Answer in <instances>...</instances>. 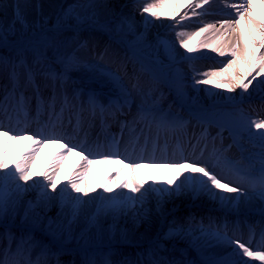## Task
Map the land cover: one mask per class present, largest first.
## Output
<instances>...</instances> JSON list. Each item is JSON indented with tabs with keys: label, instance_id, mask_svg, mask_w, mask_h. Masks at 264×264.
<instances>
[{
	"label": "snow or ice",
	"instance_id": "obj_1",
	"mask_svg": "<svg viewBox=\"0 0 264 264\" xmlns=\"http://www.w3.org/2000/svg\"><path fill=\"white\" fill-rule=\"evenodd\" d=\"M165 2L166 0H151V2L150 0H144L142 13L146 14L144 15L146 25L166 16L165 13L158 11L159 8L164 6ZM207 4H209V0H198L197 3L186 6L193 15H197L194 10L203 8ZM93 7L94 4L91 0L87 4L70 6L62 15L58 16V20L62 24L73 17L80 20L81 17L75 9ZM231 7L235 10L234 17L225 19L220 24V27L226 31L232 29L240 32L237 43L230 49V59L221 62L222 66L219 71L211 70L200 74L201 78L194 79L193 84H215L218 88L227 87L230 92L239 88L242 93H249V89L255 81L256 87L253 88V92L258 89L261 99H264V79L257 80L258 76H264V52H260L257 56L253 51L256 46L264 48V11L257 10L256 0H239V2L233 3ZM259 7L264 9V0H259ZM15 9L13 24L5 27L3 22H0V49L4 50L0 54V68L7 70V77L11 84V88L5 85L2 92H0V137H6L8 143L29 139L32 141V146L14 164H9L8 162L7 149H0V225L5 229L3 233H0V240L7 239L8 241V246L0 252V264H42L41 258H43V264H49L47 257L50 254V247L48 245H39V242L32 235V229H41L44 233L51 236L53 241L63 250L65 242L74 238L73 225L78 220L81 205L88 203L84 197L89 196V193L95 192L96 187H100L102 192L99 196L92 197V200H99L101 203L97 208L96 214L89 219V225L95 228H99L97 218L101 214L106 215L111 212L115 215L133 208L137 204L142 206L146 195L150 192L156 194L157 210H159L160 203L165 198L176 196L186 191H190L194 197L202 193L208 194L219 200L222 205H231L233 207L254 197L264 202V119L245 120L241 117L236 122L238 127L246 129L248 135L257 138L260 143L262 151L257 161L259 164L258 169L252 165L247 168H241L219 155L215 157V163L197 159L189 161L183 157L177 159H156L153 157L135 160L128 157L121 158L122 154L119 151L120 141L115 137L106 145V150L104 151H101L104 146L99 144L96 145L94 152L85 148L82 144H72L68 135L57 130L62 128L61 115L64 109L62 107L59 114L55 112L57 102L55 89L47 103V107L52 110V115L49 116L44 128L32 134H29L25 128H21V118L25 122L27 121L32 99L25 96L24 90H21V77L23 76L25 80V90L29 85L36 89V113L39 116L41 105L44 101L39 95L36 77L41 76L45 81H51L54 86L59 84L63 88L64 85L72 80L71 73L73 72L82 73L84 78L91 81L87 88L74 90L72 99L79 101L81 95L86 96V106L82 104L79 112L88 111L93 116L97 112L101 116L105 113L115 115L117 111L131 108L132 94L135 92L141 98V103L137 108V117L145 123L149 130H151L153 124L155 125L157 140L160 130H174L182 128L184 124L179 117L170 116L159 108L158 99L153 97V93L156 91L155 85L145 90L141 87L139 78L136 77V82L131 84L130 91L117 73L107 71L102 65L80 58L77 55L78 49H72L75 37L57 39L53 35L44 38L38 43L10 41L9 37L14 34L15 22H19L22 25L25 24L19 2L15 5ZM177 15H179V10H177ZM186 18H188V12L180 16V19L176 20L170 27L175 31L177 26L181 25ZM172 19L175 20V17H172ZM241 24L246 25L251 41V46H249L247 41L243 43L242 52L240 51V41L243 39V29L237 28ZM214 27V24L205 25L195 35L199 36L201 32ZM175 35L179 38L180 46L186 49L187 53H194L198 50L199 46L194 48L190 45L191 37H188L187 33L175 31ZM185 37H188V39H185ZM159 43L165 50L169 49L167 40H160ZM80 47H83V45H80ZM69 49L72 50L69 51ZM214 50L219 51L221 56L225 55V51ZM29 57H31V61H29ZM170 58H174L171 53ZM187 58L191 60L196 57L187 56ZM240 65H246L247 67H236ZM144 70L142 65L141 71ZM222 81H227V83ZM174 87L178 96L183 94L182 78H177L174 82ZM113 93L116 95L115 99L112 98ZM102 97H107V105L102 103ZM68 104L69 97L64 93L63 105ZM72 107L75 108V105H72ZM79 112L77 113L76 127L80 125ZM53 117L55 118L53 119ZM3 118H7L10 123L15 118L16 126L5 125ZM69 122L71 123V121ZM133 123H136L135 119ZM253 128L257 131L253 132ZM130 131L135 132V129H130ZM143 135V130H141L139 135L131 136L125 147V152L128 151V148L133 151L138 148L140 151H146L149 137H144V143L141 144L140 138ZM55 143H59L64 151L54 158L49 165L48 171L42 174L34 173L32 169L42 145ZM190 146L195 148V145ZM155 150L156 142L154 141L153 151ZM73 153L82 158L83 163L80 164V168L83 171L72 174L67 183L59 189V197L63 203L65 193L75 192L80 195L71 197L70 211L65 218L52 219L41 216L40 212L35 210L39 207L41 201L46 204L52 198L47 189L50 187L53 191H56L57 185L62 183L59 175L60 165L64 163L67 156ZM97 163L119 164L120 167L116 169L114 175L108 178L106 183L85 185L83 183L84 177L89 174L88 170L91 166ZM144 167L167 169L171 175L163 183L158 180L149 182L148 178L140 171ZM122 174L124 179L120 180L119 178ZM34 177L38 178L34 179ZM181 177L183 179H180ZM30 181H33V183L29 184ZM146 184L149 185L147 188H145ZM30 188H39V196L35 203L31 201L28 203V208L24 212V220L29 222L27 234H22L17 238L10 231V221L15 219L20 197ZM115 188L128 189L129 192H119L111 196L103 195V193H112ZM141 189H144V193L140 196L133 195L140 193ZM208 234L218 244L230 247L232 252L226 257L207 256L198 261H186L160 256L158 251H163V249L157 245V252L149 250L146 254H140L141 259L137 261L125 260L120 262V264H251L252 261H259L260 264H264V231L261 232L262 242L256 246V250H253L250 242H241L239 239L229 237L226 232H222L219 229L216 231L209 229ZM80 240L84 241V245L81 246L78 243L77 248L86 254L81 264H113V261L109 259L110 251L107 253L99 251L88 253L90 247L88 240H85L83 234H81ZM13 241L16 242L15 252L12 251ZM37 246L41 247L40 255L33 261L29 257L32 249ZM26 253L27 256L25 255ZM51 254L56 255V253ZM10 256L13 258L24 257V259H10ZM96 256H100V259H96ZM233 256L239 257V259H233ZM243 257L250 259L245 261L242 259ZM57 264H59L58 261ZM72 264H75V261Z\"/></svg>",
	"mask_w": 264,
	"mask_h": 264
},
{
	"label": "bare ground",
	"instance_id": "obj_2",
	"mask_svg": "<svg viewBox=\"0 0 264 264\" xmlns=\"http://www.w3.org/2000/svg\"><path fill=\"white\" fill-rule=\"evenodd\" d=\"M62 1L63 0H0V5H2V7H0V17H4L5 19L10 15L11 17L4 21L6 23L10 22L11 18H14L15 20V5L19 2L21 13L24 18H36L40 21V11H42V13H46L49 10L53 12L54 9L62 3ZM91 2L94 4V7L87 9L88 13H90L91 16L96 15L100 17L101 22L114 17L115 20H119L124 17L128 19V23L131 27L135 28L138 32V35H134L133 38H138V36L143 37L147 34L154 38L163 29H165V27L174 24V21L179 20L180 16H182L185 12H188V18L184 19L182 24L178 25L175 31H183L187 33L188 36L191 37L190 45L194 48L199 46L198 50L192 53V56L196 58L189 60L187 57H183L188 56V54L191 53H187V50L180 46L179 38H174L176 37L175 32L172 36L173 40H171L170 48L173 54L171 56L174 57L173 59L180 65V70L183 74V89L188 91L191 96L195 93L193 80L198 77V74L191 76L187 74V67L189 64H203L206 61H210L216 66L222 65L221 62L228 61L230 59V49L235 46L240 37V32L238 30L234 31L232 29H228L226 31L224 28L220 27L223 20L234 17L235 10L231 7L233 0H220L217 6V13L216 17H214V21L204 22L206 25L214 24L215 27L208 29L205 32H201L199 36L195 35V33L200 32V30L197 29V26L202 23V19L198 16V12L200 10L210 11L212 8L211 5L218 2V0H209V4L204 5L203 8H196L194 11L197 15H193L186 5L197 3L198 0H166L164 6L158 9V11L165 13L166 16L147 25L144 20V15L146 14H142L143 20L137 15V9L142 8L144 0H91ZM256 4L258 11H264V9H260L259 7V0H256ZM177 10H179V15H177ZM172 17H175V20H173ZM16 24L17 22H15V27ZM237 28L243 29V39L240 41V51L242 52L243 43L247 41L249 46H251V41L248 36L246 25L241 24L238 25ZM120 31H124V29H120ZM102 37L105 41L111 39V35L108 33L103 34ZM185 38L188 39L187 37ZM146 41L147 40H144V42ZM214 49L225 51V55L221 56L219 51H215ZM253 51L258 56L260 52H264V48L256 46ZM91 52L92 51L83 48L80 53H77V55L80 58H83L86 54H90ZM98 52L99 51L97 50V53ZM167 55L170 58V54ZM123 60V65L126 66L127 70H130L131 73H135V75L141 74V70L137 67H132L127 58ZM90 62L96 63L94 60H90ZM236 67L246 68L247 66L240 65ZM120 70L124 71L122 69ZM212 70L219 71L220 69L215 68ZM253 74L255 75V73ZM260 79H264V76L257 77V80ZM223 83H227V81H223ZM255 87L256 82L254 81L253 85L249 89V93ZM241 93L242 92L239 88L230 92L228 88L225 87L219 89L213 96H210L207 99V102L218 103L224 100L235 101L239 100L238 98L242 94H248ZM177 96L178 94L174 90H167L166 98L169 101V104L174 108L185 111L186 109L179 105ZM245 103L258 107L261 105L262 101L260 99L257 100L256 97H249ZM3 123L9 126L4 120ZM151 129L154 133L157 132L154 124ZM192 129L194 128L188 127L180 134L175 135H178L181 139H183V136L189 134ZM159 133L164 134L165 136L172 135L169 133V130H160ZM225 135L226 130L223 128L216 131L214 134L216 139L222 138ZM59 145L60 144L58 143L42 145L34 162V167L32 169L34 173L42 174L49 170V165L60 153ZM31 146L32 141L29 139L8 143L6 137H0V149H7V159L9 164H14L19 161L22 155L25 154ZM82 163V158L76 156L74 153L66 157L64 163L60 165L61 170L59 175L62 183L57 185L56 191H53L50 187L47 189L52 198L49 199L46 204L44 201H41L39 207L35 211L40 212L41 216L52 219H61L67 216L70 211L71 197L80 194L75 192H71L70 194L65 193L63 197L64 202L62 203L59 197V189L67 183L73 173L83 171V169L80 168V164ZM119 167L120 166H114V168H110L107 163L93 164L88 170L89 174L84 177L83 183L85 185L104 184L110 176L114 175L116 169ZM140 171L148 178L149 182L158 180L163 183L166 181L165 175L168 174L169 177L171 175L167 169L147 167L141 169ZM36 178L38 177H34V179ZM119 179L123 180L124 175L122 174ZM180 179H183V177ZM31 183H33V181L29 182V184ZM148 186L149 185L146 184L145 188ZM157 186L159 187V185ZM39 191V188H30L22 194L19 199L15 219L14 221H10V229H24L26 232L28 231L29 222L24 220V212L28 208V203L30 201L33 203L37 201ZM101 192L102 189L100 187H96L95 192L89 193V196L84 197L88 203L81 205L79 218L73 225L74 238L65 242L63 250H61L55 241H53L51 236L44 233L41 229H32V235H37L43 238V242L52 247L55 253L62 258L63 264L67 263L72 258H83L84 253L79 251L77 248L78 243L81 246L84 245V241L80 240L81 234L84 235L85 240H88L90 247H93L94 245L102 246L106 253L109 251L116 253L123 250L134 252L149 251L159 245L166 253L176 252L177 255H173L172 257L176 259H181L180 256L183 253L187 256V260H190L191 258L196 261L206 258L207 256L226 257V251L229 247L227 249L225 248L220 250L218 248L219 245L218 247L216 246L217 242L211 238L206 227L203 226L209 222V218L217 215L218 213H223L229 216V218L240 221L244 220L245 223L248 222L249 224L252 223L254 225L261 219V215L258 212V208L260 206L259 201H255L253 204H246L244 202L236 207H233L231 205H222L219 200L208 194L202 193L194 197L190 191H186L182 194L165 198L161 201L160 208L157 210L156 194L150 192L146 195L145 202L142 206L137 204L135 207L129 208L127 211L115 215L111 212L106 215L101 214L97 218L99 228H95L89 225V219L96 214L97 208L101 202L99 200H92V197L99 196ZM119 192L127 193L129 190L115 188L112 193H103V195L111 196ZM142 193H144V189H141L140 193H135L133 195L140 196ZM64 206H66V208H64ZM181 213H183V215H180ZM186 223L190 225L200 224L203 227L194 228L190 226L185 229L182 225ZM104 228L106 229V235H103ZM231 230H233V228ZM161 241H164V243H161ZM41 244L44 245L40 242V245ZM181 244H184L186 247L180 250L175 249L177 245ZM236 259H239V257H236ZM125 260H130V257L122 256L117 258L114 264H120V262Z\"/></svg>",
	"mask_w": 264,
	"mask_h": 264
},
{
	"label": "rangeland",
	"instance_id": "obj_3",
	"mask_svg": "<svg viewBox=\"0 0 264 264\" xmlns=\"http://www.w3.org/2000/svg\"><path fill=\"white\" fill-rule=\"evenodd\" d=\"M88 2L89 0H63L62 3H60L54 9L53 12L51 10L47 11L46 13H42V11H40V15H39L41 18L40 21H38V19L36 18L35 19L24 18L25 24L22 25L21 23L17 22L15 30H14V34L10 36L9 39L10 41L17 40L20 43H38L44 38L51 37L53 35H55L57 39H64L69 36L70 37L74 36L72 35L70 31L64 30L65 27H67L68 25L70 26V28H73V29H76L77 27L83 26L86 24L102 25L101 24L102 22H100L101 21L100 17L96 15L91 16L90 13H88L87 9H83V8L75 9L76 12H78L81 17L80 20H77L73 17V18L67 19L66 22L63 24L58 20V16L62 15L63 12L66 9H68L70 6H74L78 4L83 5V4H87ZM141 12L142 10L139 9L138 13L141 14ZM9 17L11 16L9 15L7 18ZM7 18L4 19V17H0V22H3L5 27L13 24L14 22V18H11V21L8 23L4 22ZM128 22L129 20L126 19L125 17L119 20L117 19L115 20V17L109 18L105 26L102 27V29L106 31L108 29L110 32H112L113 35H115V33H122L121 34L122 37L125 38L126 41L132 45L140 44L142 41L141 38H138L133 41L129 40L130 38L129 36L133 34L136 35L138 33L136 32L135 28L131 29V25ZM120 29H124V31L118 32L120 31ZM166 30L162 32L159 36H157L155 39L151 40L147 46L145 45L142 48H136V53L145 56L146 58L149 59L150 62H152L155 65H158V66L162 65L161 72H164L167 75V77H170L169 83L167 85L173 88L174 87L173 83L176 81L175 77H179L177 75L178 67L177 65H174L175 64L174 60L168 57H165V55L169 53V51L165 50V48L159 43V41L160 40H171L173 33L175 31L172 30V27H169ZM154 60L161 61V63L156 64L153 62ZM139 61L144 64L143 66L145 69L144 76L148 79L150 78V81L148 82L139 81V83L141 87H143L145 90L155 85L156 91L153 93V97L158 99L159 101L160 100L159 96H163L165 90L157 87L158 76L156 72L153 71L151 67L147 65L146 63H144L142 60H139ZM214 68L220 69L221 67L219 66L216 67L214 65H211L210 62L208 61L204 63L203 65L196 63L195 65L192 64V70H190L189 73L190 74L197 73L198 74L197 79H198V78H201L200 74L207 72L209 70H212ZM249 79H251V77ZM196 89L202 92L203 94L202 96H200L199 94H196L193 100H191V98L189 97V95L187 94L185 90L182 91L183 94L180 96L182 97L181 103L184 106L190 109L198 108L199 110L197 112H199V114H201L202 116L208 117L212 120H216V121L218 120L228 125L229 127L233 128L234 130H237L238 133L235 135L236 138H239V136H242V135H247L250 138L247 130L244 128L238 127L236 124V122L239 121L241 117L247 120L245 117L246 113L243 112L244 109L247 111L245 106H241V107L238 106L236 108H231L229 106H224V105H206L205 99L211 95H214L220 88L216 87L215 84H210V85L199 84V85H196ZM257 92H260V91L257 89V91L253 92L252 90L250 93L252 95ZM247 95H249V93ZM132 96H133L132 105L138 107L139 104L141 103L140 96H138L135 92H133ZM252 131L256 132V129L253 128ZM251 140L255 141V138L251 137ZM256 200H259V199L254 198L253 201H256ZM4 231H5L4 227L0 225V233H3ZM10 231L15 236L19 234L18 231H15L13 229H10ZM20 232H23V231H20ZM23 234H26V233L23 232ZM103 235H106L105 228L103 230ZM100 250H101L100 247H97V248L92 247L90 250H88V253H91L93 251H100ZM96 258L100 259V256H96Z\"/></svg>",
	"mask_w": 264,
	"mask_h": 264
}]
</instances>
